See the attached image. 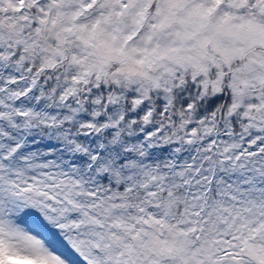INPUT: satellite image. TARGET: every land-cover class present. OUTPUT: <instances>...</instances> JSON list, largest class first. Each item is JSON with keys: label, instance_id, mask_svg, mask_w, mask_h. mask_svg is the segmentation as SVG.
<instances>
[{"label": "snow or ice", "instance_id": "snow-or-ice-1", "mask_svg": "<svg viewBox=\"0 0 264 264\" xmlns=\"http://www.w3.org/2000/svg\"><path fill=\"white\" fill-rule=\"evenodd\" d=\"M0 264H264V0H0Z\"/></svg>", "mask_w": 264, "mask_h": 264}]
</instances>
